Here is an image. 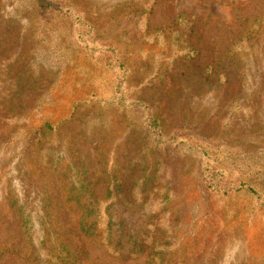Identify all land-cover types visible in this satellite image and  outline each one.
Returning a JSON list of instances; mask_svg holds the SVG:
<instances>
[{
    "label": "rangeland",
    "instance_id": "rangeland-1",
    "mask_svg": "<svg viewBox=\"0 0 264 264\" xmlns=\"http://www.w3.org/2000/svg\"><path fill=\"white\" fill-rule=\"evenodd\" d=\"M46 4L0 0V264H264V205L222 193L264 188V0ZM116 201L139 256L68 232Z\"/></svg>",
    "mask_w": 264,
    "mask_h": 264
},
{
    "label": "trees",
    "instance_id": "trees-1",
    "mask_svg": "<svg viewBox=\"0 0 264 264\" xmlns=\"http://www.w3.org/2000/svg\"><path fill=\"white\" fill-rule=\"evenodd\" d=\"M39 4L40 8H43L46 11L48 9L47 6L49 4L45 5V0H36ZM138 104H141V106H144V110H147V106L142 101H139ZM145 125L147 133H149L151 136H160L162 133V128L164 126L165 118L161 116V114H157L155 112H150L145 117ZM185 139V138H184ZM189 141V138L187 139ZM156 145L159 146L161 149L165 150L166 152L170 150V146H161L160 142H156ZM146 176L142 178V182L145 181ZM156 179L155 177L152 179ZM96 180L97 181H104L105 184V197H110L112 194L116 193L118 194V191L121 189V187L125 186L124 180L120 179L115 176L114 173H109L106 166H103L101 168L100 172H96ZM133 183H131V188L129 191L132 190ZM147 182L145 181L143 184V187L141 189V193L144 195H148V191L146 189ZM153 188V187H152ZM83 190V185L81 184L79 187V190L77 193ZM216 188L213 189L215 191ZM114 192V193H113ZM246 193L248 196H250L256 204H259L261 206L264 205V188L255 189L254 186L249 185L247 183H239L238 185L227 188L225 187L223 189L222 193L228 194V193ZM168 193H165L163 196L162 201L167 202L168 201ZM117 196H112L110 199H115ZM145 199V198H144ZM117 200V199H115ZM130 203L134 202V200L129 199ZM79 205V201H77ZM117 201L115 203H111L110 206L106 207V213L103 215H96L89 217V215L85 214L83 212L79 218H77L76 224H78V231L75 229V231H69V234L73 235V237L77 238L78 240L81 237H87V238H94L98 242H100L102 245H104L107 249L112 250L117 256L122 257V249L123 245H132V252L139 256L144 250V238L143 236L139 235V232L137 230H132L129 227L125 226L124 220H123V214L124 212H121L116 215V206ZM84 209V207L82 206ZM137 212V211H136ZM47 219H51V217L48 216V213H46ZM91 219V220H90ZM51 224V223H50ZM56 226H59L57 222L55 223ZM54 223L51 224L52 230H50V233L48 231L47 237L49 240V243L52 244L50 247L52 250H54V253L60 254V257L67 261L70 258H75V255L79 253V251L75 250L74 248L70 249L67 245V242L65 241V235L60 234L59 228L55 227ZM126 238L127 244H124V239ZM59 243L58 248L55 250L56 244ZM153 249L148 253L147 257L150 258V264H163L162 263V255L164 256V252H159L158 254L153 253ZM62 264V262L60 261Z\"/></svg>",
    "mask_w": 264,
    "mask_h": 264
}]
</instances>
